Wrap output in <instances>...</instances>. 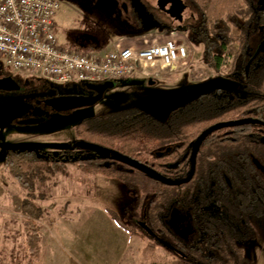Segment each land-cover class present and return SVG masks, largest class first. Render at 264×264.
<instances>
[{"label":"trees","instance_id":"trees-1","mask_svg":"<svg viewBox=\"0 0 264 264\" xmlns=\"http://www.w3.org/2000/svg\"><path fill=\"white\" fill-rule=\"evenodd\" d=\"M184 1L197 15L188 26L191 40L203 46L204 62L216 72L232 62L235 68L228 74H238L245 95L223 88L202 93L175 108L168 121L139 107L84 117L75 127L78 143L56 155L7 147L0 180L7 175L26 194L13 196L25 232V264H38L42 255L44 210L36 200L45 196L37 193L38 184L67 163L118 180L133 194L125 210L129 221L111 208L106 211L130 236L145 242L144 257L161 248L165 264H253L240 243L253 236L252 219L264 215V172L255 164L264 166V52L256 51L264 38V0ZM242 119L261 123L211 133L188 183L166 185L130 163L145 164L169 180L186 179L198 137L215 124ZM80 142L106 152L84 149ZM177 206L191 210L195 232L190 239L168 223Z\"/></svg>","mask_w":264,"mask_h":264},{"label":"rangeland","instance_id":"rangeland-1","mask_svg":"<svg viewBox=\"0 0 264 264\" xmlns=\"http://www.w3.org/2000/svg\"><path fill=\"white\" fill-rule=\"evenodd\" d=\"M58 1L61 7L56 15V35L59 44L64 47L93 54L105 52L119 41L124 47L133 44L143 46L144 40L150 45L170 39V32L177 28L178 34L185 37L190 46L189 66L173 75L158 78V81L152 85L145 76L135 74L116 82L95 104L67 113H59L55 110L47 111L45 105H38L37 102L59 96L87 95L89 91L81 83L56 84L33 74L16 72L0 59V70L16 78L22 86L16 91L0 90V149L3 153L2 156L0 155V174H5L6 171L7 147L55 155L75 147L73 143H78L75 127L84 117L128 107H139L162 121H168L175 108L202 93L223 88L245 95L238 74L235 77L228 74L235 68L232 62L222 72L214 71L204 62L202 44H195L190 38V31H184V27H189L190 22L194 23L195 18L189 19L182 25L165 18L168 20L167 24L170 23L168 26L150 28L131 35L124 31L125 28L121 26L122 21L118 18L122 7L121 3L118 5V0ZM123 2L128 9L136 8L143 13L145 5L154 7L156 0H123ZM190 9L196 17L191 6ZM40 118L45 119L44 122L34 125L23 124L24 121ZM0 187L2 191L0 264H25V232L22 216L14 210L13 196L25 197L26 194L7 175L0 180ZM39 192L44 193L45 196L44 199L36 200L44 210L39 222L41 233L46 236L44 260L41 264H45L47 227L50 222L54 220L60 222L61 216L75 215L76 210L97 202L102 206L101 209L111 208L122 215L124 220L129 221V214L125 210L134 200L133 194L120 181L85 173L73 163H67L51 174L45 184L39 183L37 193ZM168 222L185 239H190L195 232L191 210L188 208L177 206ZM252 223L253 236L240 243V246L253 264H264V215L253 218ZM53 228H55L54 224ZM165 256V251L158 248L155 255L144 258L150 260L151 264H165L167 262ZM41 259L42 255L40 258L42 262ZM171 264L179 263L174 260Z\"/></svg>","mask_w":264,"mask_h":264},{"label":"built area","instance_id":"built-area-1","mask_svg":"<svg viewBox=\"0 0 264 264\" xmlns=\"http://www.w3.org/2000/svg\"><path fill=\"white\" fill-rule=\"evenodd\" d=\"M60 7L58 0H0V59L9 68L56 84L87 86L135 74L156 82L189 66L190 46L177 28L170 39L150 45L144 40L143 46L124 47L119 41L93 54L64 47L56 35Z\"/></svg>","mask_w":264,"mask_h":264},{"label":"crops","instance_id":"crops-1","mask_svg":"<svg viewBox=\"0 0 264 264\" xmlns=\"http://www.w3.org/2000/svg\"><path fill=\"white\" fill-rule=\"evenodd\" d=\"M100 206L99 202L84 206L75 215L49 223L45 264H151L143 256L145 242L130 236ZM45 239L43 233L40 264Z\"/></svg>","mask_w":264,"mask_h":264},{"label":"water","instance_id":"water-1","mask_svg":"<svg viewBox=\"0 0 264 264\" xmlns=\"http://www.w3.org/2000/svg\"><path fill=\"white\" fill-rule=\"evenodd\" d=\"M159 1L161 2L162 0H159ZM178 4H179V7H183L182 0H178ZM263 48L264 46L262 45L261 49ZM153 83H155V81H152V80L149 81L150 85H152ZM114 84L116 83L115 82H105L103 84H87L86 88L88 90H92L96 92L97 93L96 95L94 96H85V95L59 96V97L46 99L44 100V103L50 106L51 108H53V110H55L56 112H59V113L70 112L78 108L87 107V106L95 104L103 97L105 91L108 88L113 87ZM20 89H21V86L18 84V82H16V80L12 76L0 79V90L16 91ZM44 120L45 119L40 118V119H36L32 121H24L23 123L26 125H34V124L42 123L44 122ZM251 123H261V122L255 119H242L238 121L218 123V124H215L207 128L193 144L192 170H191L190 175L186 179H183V180H169L161 176L154 169H152L151 167L145 164H141V163H137L133 161H131L130 163L135 168L143 172H146L147 174L151 176H154L155 178H157L158 180H160L166 185L179 186V185L190 182L191 179L193 178L195 170H196V159H197L198 152L203 142L206 140V138L211 133H213L214 131L218 129L224 128V127L240 126V125L251 124ZM79 146L87 150H94L97 152H106V149L101 148L100 146L91 144V143L80 142Z\"/></svg>","mask_w":264,"mask_h":264},{"label":"flooded vegetation","instance_id":"flooded-vegetation-1","mask_svg":"<svg viewBox=\"0 0 264 264\" xmlns=\"http://www.w3.org/2000/svg\"><path fill=\"white\" fill-rule=\"evenodd\" d=\"M119 3H121L122 7L120 9L121 13L118 16V18L122 21L121 25L125 28V32L131 33V35H135L137 33L144 32L145 30H148L150 28L152 29V28H160L162 26H168L170 24V23L167 24L168 20L178 22V24L182 25V24H185V22H188L189 19L192 20V19L196 18L194 15V12L190 9V5L184 0H182L183 7H179L178 0H162L161 2L159 0H156L154 7H152V6L150 7V6L145 5V10H144L145 12H143V13L139 12L136 8H133L131 10L128 9L126 7V5L124 4L123 0H118V5H119ZM165 18H167L168 20H166ZM187 30H189V27L185 26L184 31H187ZM262 45L264 46V38L261 40L256 51L264 52V48L261 49ZM0 73H1L0 79L11 76L10 74L6 73L5 71L0 70ZM14 79L16 80V82H18L16 78H14ZM231 80H233V79H231ZM234 81H236V80H234ZM18 84L20 85L19 82H18ZM242 85H243V83H242ZM83 87L86 88V86H84V85H83ZM21 88H22V86H21ZM88 91H89V93L85 96H94L97 94L96 92H94L92 90H88ZM37 104L38 105H45V109L47 111L53 110V108L46 105L44 103V101L43 102H37ZM65 113H67V112H65ZM0 154H3L1 149H0ZM255 164H256V167L260 171L264 172V166L258 160H255ZM191 218H192V216H191ZM177 234H179V233H177ZM179 236H181V235L179 234Z\"/></svg>","mask_w":264,"mask_h":264}]
</instances>
